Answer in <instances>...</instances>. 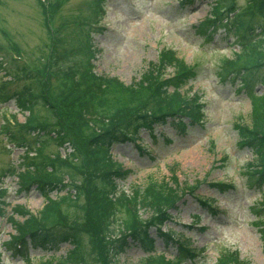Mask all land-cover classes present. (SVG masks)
I'll use <instances>...</instances> for the list:
<instances>
[{"label":"trees","instance_id":"trees-1","mask_svg":"<svg viewBox=\"0 0 264 264\" xmlns=\"http://www.w3.org/2000/svg\"><path fill=\"white\" fill-rule=\"evenodd\" d=\"M102 1H91L96 12L103 7ZM191 1L178 0V5L185 6ZM209 1L210 16L201 20L195 29L201 36L211 37L218 28H223L224 35L232 36V41L241 46L242 52L222 60L217 73L221 80L230 79L232 84L238 81V90L243 88L253 96L250 124L236 120L233 127L238 135L237 145L252 152L248 172L260 189L264 182V85L259 95L250 89L254 82H261L258 72L264 68V0H245L242 7L237 0ZM37 3L46 20L48 14H57L62 7L60 0H52L50 4L48 0L47 3L37 0ZM59 18L62 19L61 15ZM45 25L48 34L45 45L50 52L39 57L42 62L38 68L20 64L0 66L3 75L9 76L0 81V101L14 99L20 110L28 111L23 122L7 119L0 124L6 138L25 153L19 168L11 172L17 177L20 189L26 191L32 186L44 198L43 205L34 212L15 208L22 220L9 217L15 233L3 242L4 249L25 259L26 264H33L24 249L27 244L51 250L66 242L71 248L62 258L42 264H90V259L95 264H115L116 257L132 243L152 247L150 226H158L168 218L166 210L175 207L183 190L172 176L170 181L148 180L142 188H133L130 195L125 193L120 190L119 181L125 180L129 171L113 158L110 150L115 144L134 140L141 128L151 131L153 123L164 121V116H171L172 124L174 115L178 114L192 120L202 117L198 95L186 97L181 92L188 76L193 74V65L181 62L171 49H163L158 63L129 84L116 77H99L90 70L95 52L88 31L86 41L63 23L53 28L49 22ZM73 32L76 38H68ZM3 57L8 59L5 53L0 54L1 60ZM174 61H177L174 75L161 79L164 68ZM73 64H82L85 68L81 72L66 70L65 67ZM36 105L44 111L43 117L39 114L44 121L38 123H35L38 113L33 110ZM149 109L151 112H147ZM175 122L180 128L185 127L181 118L176 117ZM29 135L34 136V146ZM47 142L57 146L67 143L72 151L65 157L42 151ZM31 149L34 154L29 153ZM64 176L67 181L63 180ZM209 184L218 188L224 185L213 181ZM183 186L192 190L194 185L184 183ZM3 192H0V214L5 203L1 199ZM50 192H54L53 197L49 196ZM199 198L208 203L213 199ZM62 204L65 209L73 207L72 212L63 210ZM259 205L254 211L255 222L264 236V189L259 195ZM140 208L150 212L148 217L140 216ZM120 211L127 217H118ZM169 233L165 234L167 238L171 236ZM171 240L176 251L172 258L160 251L148 256L142 264H179L194 258V252L184 247V242L175 237ZM235 253L223 251L212 264H251Z\"/></svg>","mask_w":264,"mask_h":264},{"label":"rangeland","instance_id":"rangeland-1","mask_svg":"<svg viewBox=\"0 0 264 264\" xmlns=\"http://www.w3.org/2000/svg\"><path fill=\"white\" fill-rule=\"evenodd\" d=\"M91 1L60 0V19L71 23L72 19L91 18ZM177 1L103 0L104 11L102 15L98 12L100 21L96 24V30L87 33L95 51L92 61L94 71L116 77L126 84L137 80L143 72L156 65L160 51L171 49L181 62L193 65V74L188 76L182 88H186L185 94L188 96L197 94V101L202 105V117L196 123L186 124L182 130L169 125L166 120L156 125L150 133L145 129L140 130L135 142L112 146L110 151L113 158L129 171L126 179L119 181V186L130 195L133 188H142L148 180L170 181L174 176L181 191L184 183L194 184L196 189L193 194L213 198L210 201L216 211L207 208L190 193L183 192L176 206L168 210L167 214L172 215L167 222L171 232L185 236L184 241L198 251L193 260L185 259L179 264H212L223 251H235L236 256L251 264H264L262 238L254 213L260 207V189L249 175L247 164L252 160V152L237 145L238 135L233 127L236 120L250 124L253 96L247 93L248 90H238V81L232 84L230 79L221 80L217 73L222 67V60L233 57L232 53L238 49L237 43L233 44L232 36L224 35L223 30L212 37H204L196 32L194 25L207 16L210 9L208 0H194L185 6L178 5ZM237 3L242 5L244 0H237ZM50 17L53 22L50 26L60 21L57 14ZM45 24V16L36 0H0V46L4 45L6 49L1 47L0 54L7 51L8 58L3 57L6 61L0 59V66L20 64L38 68V57L44 56L48 42ZM75 28H71V31L74 30L81 39L86 40L85 30L80 27L83 30L80 32L78 26ZM74 32L70 38H76ZM16 48L20 50L19 58ZM176 64L177 61H174L173 65L165 67L163 77L171 75ZM3 73L4 70L0 68V81L9 77ZM258 73L261 74V82H254L250 89L254 95L263 92L264 68ZM14 85L15 82L6 87L11 89ZM18 108L14 99L0 101V124L7 119L24 121L27 112H20ZM33 110L38 113L35 123L44 121L41 107L36 105ZM12 114L15 116L12 117ZM184 122L187 120L184 119ZM161 132L165 135H160ZM33 137L28 136L32 146ZM58 149L54 143L47 142L42 151L51 153ZM59 151L62 153L61 149ZM24 155L23 149L12 144L0 130V192L4 190L1 199L5 202L0 214V264H26L25 259L12 255L2 244L10 234L15 233L8 217L19 220L21 215L15 208L35 211L44 203V198L34 187L26 191L20 189L16 176L11 172L19 168ZM206 181H219L224 185L218 188ZM261 187L264 188V182ZM61 206L64 210V204ZM72 209L69 207L65 210L71 213ZM193 213H197L198 219ZM139 214L145 218L150 212L140 208ZM118 217L127 216L120 211ZM190 223L194 226L188 227ZM150 234L155 235L153 229ZM85 238L89 239L88 236ZM164 243L165 240L157 237L150 251L132 243L116 257L115 264H142V259L148 253L161 250L172 258L175 254L174 244L165 246ZM70 248V244L61 243L51 250L34 248L30 244L24 249L33 264H42L57 262ZM85 250L86 246L83 245L82 251L86 256ZM90 261V264L96 263L94 259Z\"/></svg>","mask_w":264,"mask_h":264}]
</instances>
